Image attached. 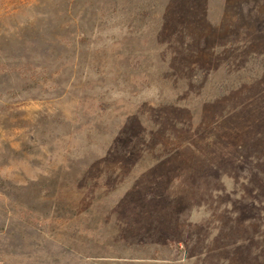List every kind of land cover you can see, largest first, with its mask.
<instances>
[{"label": "rangeland", "instance_id": "rangeland-1", "mask_svg": "<svg viewBox=\"0 0 264 264\" xmlns=\"http://www.w3.org/2000/svg\"><path fill=\"white\" fill-rule=\"evenodd\" d=\"M0 264H264V0H0Z\"/></svg>", "mask_w": 264, "mask_h": 264}]
</instances>
